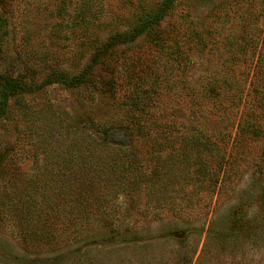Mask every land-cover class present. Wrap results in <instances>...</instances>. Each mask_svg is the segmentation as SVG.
I'll return each mask as SVG.
<instances>
[{"label":"rangeland","instance_id":"374dc122","mask_svg":"<svg viewBox=\"0 0 264 264\" xmlns=\"http://www.w3.org/2000/svg\"><path fill=\"white\" fill-rule=\"evenodd\" d=\"M81 1L96 4L83 17L100 20L93 32L103 38L132 29L162 0H10L14 12L0 29V40L6 31L1 51L16 69L22 66L19 56L33 66L35 80L52 68L77 73L90 56L71 26ZM156 28L162 39L139 37L122 47L125 83L116 102L128 104L136 94L149 110L185 127L206 117L202 108H190V98L204 100L207 86L220 84L221 98L242 111V127L225 116L200 123L235 143V167L211 206L186 216L145 217L123 208L114 236L102 240L108 247L92 252L85 264H264V0H174ZM5 67L0 64V70ZM19 101L29 110L10 99L8 117L0 123V201L13 174L35 172L45 162V149L34 142L39 133L60 128V118L102 115L114 100L93 101L85 91L54 85ZM52 117L58 119L51 125ZM5 152L12 154L6 168ZM23 246L15 221L0 214V264L38 263L41 255Z\"/></svg>","mask_w":264,"mask_h":264},{"label":"trees","instance_id":"16d2710c","mask_svg":"<svg viewBox=\"0 0 264 264\" xmlns=\"http://www.w3.org/2000/svg\"><path fill=\"white\" fill-rule=\"evenodd\" d=\"M81 2L80 15L71 26L79 31V46L90 48V56L77 73L52 68L35 80L33 66L19 56L22 66L16 69L11 56L1 51L6 31L0 40V64L9 65L0 70V123L8 117L10 99L26 111L20 98L54 85L85 91L93 101L114 100L102 115L60 118V128L39 133L34 142L45 149V162L35 172L21 169L10 176L0 214L15 221L23 249L41 255L36 264H85L92 252L108 247L103 241L114 236V224L125 207L153 218H176L210 207L213 197L226 189L237 154L235 143L224 140L225 133L220 136L221 131H210L200 121L209 125L225 116L228 122L232 119L233 127H242V111L221 98L220 84L213 89L207 86L204 100L190 98V108H202L206 117L189 120L185 127L149 110L136 94L128 104L116 102L125 83L122 47L139 37L162 39L156 27L174 0H162L152 16L132 29L115 30L103 38L94 34L100 20L83 17L96 4ZM13 12L10 0H0V29ZM53 117L51 125L58 119ZM11 157L9 152L2 155L6 160Z\"/></svg>","mask_w":264,"mask_h":264}]
</instances>
